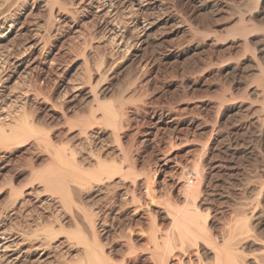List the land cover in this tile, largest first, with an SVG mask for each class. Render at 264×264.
I'll return each instance as SVG.
<instances>
[{
	"label": "rangeland",
	"instance_id": "obj_1",
	"mask_svg": "<svg viewBox=\"0 0 264 264\" xmlns=\"http://www.w3.org/2000/svg\"><path fill=\"white\" fill-rule=\"evenodd\" d=\"M137 1L161 22L147 42L129 33ZM109 2L106 11L96 0H0V34L11 28L0 40L1 124L37 128L0 141V232L27 236L22 249L48 243L47 264H87L74 235L93 242L81 207L110 264H152L150 216L161 229L169 218L147 188L179 200L175 182L195 167L212 236L246 209L251 237L238 260L264 264V0ZM55 150L84 168L100 159L116 169L81 191L69 180V205L40 178ZM171 264H196L195 250L174 252Z\"/></svg>",
	"mask_w": 264,
	"mask_h": 264
},
{
	"label": "bare ground",
	"instance_id": "obj_2",
	"mask_svg": "<svg viewBox=\"0 0 264 264\" xmlns=\"http://www.w3.org/2000/svg\"><path fill=\"white\" fill-rule=\"evenodd\" d=\"M56 1L57 0H51V5L56 3ZM96 1L100 2V5L103 6V9L108 8L107 10L105 9L106 11H109V8L112 7L110 5V2L108 3V0H96ZM118 1H121V2L129 1L132 3V1L134 0H118ZM100 5H98L99 8H100ZM136 5L137 6L134 8L136 9L135 11L130 10L127 13V20L129 23H131L129 33L131 37L133 38L135 37L134 39L137 38L141 42H147L149 38L151 37V34H153V32L151 33L152 28L154 27V25L160 22L159 20L160 18L157 19L156 16L155 18H152L151 16H153V14L151 16L149 14L150 16L149 17L148 11H146L147 12V15H146V12H143L144 10L142 8V4H140L138 1ZM12 21H10L11 23L9 24V26H12ZM10 29L6 30V32L3 34H0V40L4 37V34L9 33V31H11ZM121 40L122 39L120 38V41ZM261 71L262 70H260V73ZM107 108L105 107L104 110L108 112V115L107 113L106 115L110 119V116H111L110 114L112 113V110L107 109ZM3 117H6V115H4ZM3 117L0 116V141L1 142H8L11 140L15 141V140H18L19 138L21 139V137L23 138L25 135L37 129V128H33L32 122H31L32 124H30L29 121L23 118L20 121L16 119L18 122L14 123L12 127H9L10 131L9 130L7 131L6 129H4L5 126L1 124L2 121L4 122V120L7 119ZM13 117L14 116H12V118ZM21 117H23V115ZM111 118H112L111 119V122H112L114 120L113 116H111ZM70 153L72 154L71 151ZM72 155L69 156V154L62 153V151L60 152V150H57V151L55 150L54 161H52V163L47 167V169L40 174V178L43 180V182H45V185H47L48 187L52 189L60 190L64 197L63 199L64 203H68L69 205L70 203H72V199L70 196L71 193L69 192L71 188L68 189L69 180L72 181L74 183V186L78 187V189L81 191L84 188H86V186L89 184H90L89 185L90 187L92 186L90 179H94V182H95L94 184H98L100 180L102 179L100 177L101 174L105 173L109 177V175L110 176L112 175L110 172L112 171L113 173V169L114 170L116 169L114 168V165L107 164L103 162L102 160L97 159V158H100L98 156H95L96 157L95 160L97 159V161H95L96 166L94 168L93 167L89 168V166L88 168H84L85 166L83 167L82 166L83 164L80 166L79 164L77 165V161H75ZM90 155L92 154H89V156ZM193 161L191 162L193 163ZM196 163L198 164V162ZM193 168H194L193 170L191 168L192 170L191 172L193 176L191 180L180 178L181 176V173H180L179 179L177 180V182H175L176 184L174 183L175 184L174 186L177 187V192L179 193V200L175 199V197L172 198L168 190L166 192H168L169 194L167 193L166 195V193L163 192V190H162L163 193L161 192L162 193L161 194L159 193L160 188L154 189V187L152 188L151 186L147 185L149 186L147 188V196L149 197L151 203L159 204V206L162 205L165 208L163 209L164 211H161L162 214L164 213V217L169 218L168 226L161 229L156 224V218H157L156 214L157 213L155 214V212H152L150 216V222H149L150 224H149V229H148L149 245L146 248L148 250L149 260H151L152 264H171V259H172L174 252L194 249L195 254H196V264H242L240 263L241 261L239 262L238 260V258L240 257L239 256L240 254L238 255L239 257L237 256V254L240 252L237 253L238 251L237 245L240 244L239 243L240 240L242 239L245 240L244 237L245 236L247 237V234L249 233L250 225H249L248 219H249L250 214L247 212L249 214L247 216V214L245 213L246 209L244 208L245 210H243V212L244 211L245 212L244 213L241 212L243 214L240 215L241 214L240 213L239 214L240 216L238 215L239 218L235 216V218L231 219L232 217H230L232 222L228 219L230 222L225 221V223L222 224V228L220 227L221 232H219L220 234L218 233L219 236H217L218 238L215 237L216 235L212 236L211 234L212 231L210 232L212 227L210 229L209 227L210 225H208L207 223V220H208L207 215H209L208 214L209 212H207L206 209H204L205 207L202 205L203 202L200 201L201 206H203L204 207L203 209L205 210L203 211L200 205L198 204L199 199L197 200L202 190L201 181H202V177L204 176V174H200V171H198V168H195V167ZM156 171L157 169L155 168L153 172H156ZM201 173H203V171ZM150 175H147L146 177L148 181L151 179V176L153 178V175L151 176ZM182 175H183V171H182ZM130 201L132 203L140 202L134 194H132ZM81 203L83 204L82 201ZM139 205H141V203H139ZM75 211H78V213L80 211V215L82 217L81 216L79 217H81V221L82 222L84 221L86 223V226H88V229L90 228L91 230L90 232L93 236L92 237L93 242H89L86 239H84L80 231H76L74 233V235L79 240H81V242L87 248V264H110L109 259L105 256V253L101 251L100 249H98V244L96 240V232H95L96 228L94 225L95 221H93V217H92L94 215L91 216L90 214L93 212L91 211L87 212V210L81 207H79V210H75ZM76 217L78 218V215ZM250 234L251 233L248 234L249 237L246 238L247 240L250 239L251 237ZM26 239H29V238L25 235H21V234L12 235L11 233L7 234V232H3V231L0 232V258L5 262V264H15L16 262L19 261L20 257L23 255L24 256L30 255L33 257L36 256L34 259L30 260V264H47L48 263L47 260L49 256L47 254L48 252H46L48 251V243H46L45 241H41L40 239L38 240L39 241L38 243L36 242L34 245L29 247V249L28 248L22 249L21 245L26 242ZM200 249L202 250L204 249L206 251L208 250L212 254V260L211 258L210 260H208L209 259L208 257L206 259L204 258L205 256L204 257L201 256L200 251H199ZM257 253H261V252L257 251ZM80 264H84V263H80Z\"/></svg>",
	"mask_w": 264,
	"mask_h": 264
}]
</instances>
